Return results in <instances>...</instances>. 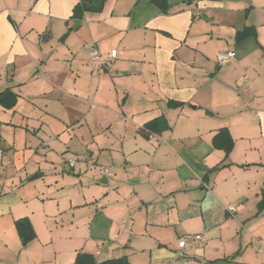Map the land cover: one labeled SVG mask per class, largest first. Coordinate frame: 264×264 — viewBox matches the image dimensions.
<instances>
[{"label": "crops", "instance_id": "crops-1", "mask_svg": "<svg viewBox=\"0 0 264 264\" xmlns=\"http://www.w3.org/2000/svg\"><path fill=\"white\" fill-rule=\"evenodd\" d=\"M79 2L0 0V264H264V0Z\"/></svg>", "mask_w": 264, "mask_h": 264}, {"label": "trees", "instance_id": "trees-1", "mask_svg": "<svg viewBox=\"0 0 264 264\" xmlns=\"http://www.w3.org/2000/svg\"><path fill=\"white\" fill-rule=\"evenodd\" d=\"M106 0H80L78 4L79 10H93V11H99L104 5V2ZM155 4H157L163 11H167L168 5H167V0H152ZM247 31H244V33ZM11 94L8 93L7 91L1 92L0 93V102H5L7 103V99L10 98ZM168 127V124L164 118H156L149 123H147L142 131L144 130H151L154 132H160L164 128ZM217 138L221 139L223 142L226 141L227 139V144L226 150H230L233 146V140L231 136L227 133L225 128L221 129L220 132L218 133ZM18 229L20 230L24 241H26L28 238L31 237L29 233V230L31 229L30 223L26 218L20 219L17 221ZM31 233V232H30ZM32 234V233H31ZM73 264H132L127 257L122 256V257H117V258H110L106 260L99 261L97 260L93 254L87 253V252H80L77 255L76 260L74 261Z\"/></svg>", "mask_w": 264, "mask_h": 264}, {"label": "built area", "instance_id": "built-area-1", "mask_svg": "<svg viewBox=\"0 0 264 264\" xmlns=\"http://www.w3.org/2000/svg\"><path fill=\"white\" fill-rule=\"evenodd\" d=\"M117 56V50H112L111 54L107 57L102 56V54L99 52L98 49L93 48L90 51L89 59L88 62L90 65H92L95 69L97 70H103V68L115 57ZM234 56V52L232 50H226L222 51L218 54V62L221 65L226 64L231 60V58ZM246 79H248V76H245ZM93 163V162H92ZM71 166L75 165V161L71 160L70 161ZM99 170L103 173L104 176L106 177H111L114 175V171L112 166L109 165H98ZM230 210H234L233 207H229ZM199 242L201 245L204 243L205 238L204 235L199 233V234H190L186 235L180 242L179 245L180 247H185L188 242Z\"/></svg>", "mask_w": 264, "mask_h": 264}, {"label": "water", "instance_id": "water-1", "mask_svg": "<svg viewBox=\"0 0 264 264\" xmlns=\"http://www.w3.org/2000/svg\"><path fill=\"white\" fill-rule=\"evenodd\" d=\"M74 17H75V18H79V19L81 18L79 9H76V10H75Z\"/></svg>", "mask_w": 264, "mask_h": 264}]
</instances>
